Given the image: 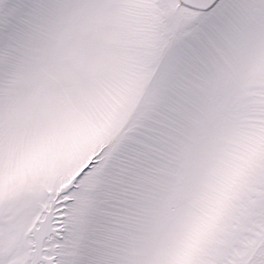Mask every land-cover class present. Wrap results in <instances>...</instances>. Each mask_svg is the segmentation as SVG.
<instances>
[{"label": "snow or ice", "instance_id": "snow-or-ice-1", "mask_svg": "<svg viewBox=\"0 0 264 264\" xmlns=\"http://www.w3.org/2000/svg\"><path fill=\"white\" fill-rule=\"evenodd\" d=\"M0 264H264V0H0Z\"/></svg>", "mask_w": 264, "mask_h": 264}]
</instances>
